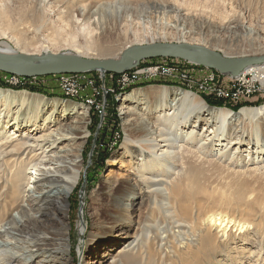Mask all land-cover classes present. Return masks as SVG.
Wrapping results in <instances>:
<instances>
[{
  "label": "rangeland",
  "instance_id": "rangeland-1",
  "mask_svg": "<svg viewBox=\"0 0 264 264\" xmlns=\"http://www.w3.org/2000/svg\"><path fill=\"white\" fill-rule=\"evenodd\" d=\"M93 2L94 12L88 20L87 16L81 15L78 7ZM2 42H7L10 48L18 52H25L22 51L25 49L26 52L40 55L54 53L92 58H120L128 47L151 42L200 44L229 57L259 56L264 54V0H0ZM156 64L178 65L179 71L175 73L178 77H145L139 74L140 78H134L131 73ZM129 69L123 74L94 70L35 77L0 70L2 89L69 99L86 106L87 97L94 99L98 96L97 91H102L104 87L106 89L105 96H101L105 98V115L101 116L94 104L91 109L87 108L89 136L85 143H81V174L65 207L70 248L61 264L66 258L68 264H86L88 260L90 264H106L110 259L109 254L120 248L121 244L111 247L110 244L102 243L95 250L90 239L107 226L101 220L109 212V201L104 194L106 178L125 179L134 171L132 165L122 167L121 163L113 164L112 160L117 156L115 153L121 150L127 130L133 133L146 132L145 127L148 129L151 125H148L145 116L156 104L153 98L145 99L137 107L132 105L131 108L136 109H131L130 115H125L124 109L120 107L123 94L155 85L179 87L195 92L211 108L228 109L234 114L242 108L264 104V88L258 85L259 81L254 83L251 94L242 93L240 99L232 98L237 102L215 90L216 87L237 90L235 84L239 82L236 78L242 73L223 74L216 69L169 56L142 58ZM63 75L71 82L69 85L76 89V96L60 88ZM109 93L113 97H108ZM206 97L222 102L221 106L209 104ZM113 98L115 103L111 101ZM113 113L117 121L113 119ZM125 118L129 121L126 122ZM191 124L192 121H189L187 127ZM44 129L47 130V127H42L41 131ZM226 135L228 137H224L225 140L220 143L228 142L230 138L243 140L245 146L241 155L235 153L234 145L229 148L227 155L220 158L217 151L219 147L210 145L207 154H203L201 159L200 166L205 174L200 179L201 192L189 200L181 197L173 201V205H176L174 211L177 219L192 221L193 226L209 214L221 212L240 223H247L251 234L238 235L239 227L233 226L231 232L235 233L232 234L235 235L234 240L210 245L199 239V234L202 237L207 234L205 228L204 231L196 230L198 239L191 241L189 231H176L172 226V218L161 213L158 206L151 203L145 206L147 209L144 207V215L146 217L149 214L151 220L157 219L167 237L163 241L153 237L148 239L146 251L150 264H264V206L261 203L264 201V164L259 171H239L241 166L248 163L247 150L256 138L264 146V116L258 121L236 119L229 125ZM59 138L41 141L26 155L25 160L24 153H20L18 160L5 159L7 167L0 169V221L6 218L7 213L15 219L21 217L18 208L20 199L13 194L7 182L13 177L12 170L15 167L21 176H29L27 172L32 166L29 164L32 154L42 148L49 149L52 143L54 153L64 147L69 149L65 151L69 154L75 152L72 150L75 145L73 141ZM199 141L197 139L192 145L197 147ZM238 183L245 184L242 198H236L233 194ZM4 185L9 186L10 191ZM135 201L136 196L130 195L127 202L131 206ZM125 216L128 219V215ZM243 235L245 238H237ZM5 236L0 235V240ZM20 237L24 239V236L19 235L9 239L10 247L14 251L25 249V255H33L32 251H28L32 248L28 245L31 240L25 238L22 242ZM193 243L199 245L200 250L193 247ZM52 253L47 251V255Z\"/></svg>",
  "mask_w": 264,
  "mask_h": 264
},
{
  "label": "bare ground",
  "instance_id": "bare-ground-1",
  "mask_svg": "<svg viewBox=\"0 0 264 264\" xmlns=\"http://www.w3.org/2000/svg\"><path fill=\"white\" fill-rule=\"evenodd\" d=\"M94 4L93 2L90 5H80L78 10L89 20L94 12ZM171 43L203 46L188 42ZM22 51L25 52H18L10 48L7 42L0 43V63L10 64L11 61L8 58L10 56L25 58L45 56L44 60L35 61V63L55 61V59L47 57L54 53L40 55L39 53L26 52L25 49ZM190 51H194V49H190ZM138 62L135 61L136 64ZM134 65L128 67L131 68ZM162 66L170 70L173 69V66L156 64L131 73L134 78H140V75L151 77L150 73L160 72ZM253 66L255 65L243 70L242 75L238 73L240 75L238 78L241 76L243 78L255 70L259 77L258 85L264 88V63ZM146 71H149L150 76L141 73ZM175 73L167 76L178 77V74ZM158 76L161 77V75ZM65 79L69 81L66 77ZM70 90L75 92L70 94L76 96V89L74 90L70 86ZM98 92L100 93L98 94ZM96 94L98 96L94 99L87 97L88 106H86L69 99L49 98L28 91L0 88V169L3 167L6 169L7 160L5 159L18 160L20 153L25 154L23 157L25 160L26 155L34 147L40 145L41 141H55L60 137L59 139H70L75 144L72 147L75 152L72 151L71 154L65 152L69 150L66 147L61 148L59 150L61 152L54 153L52 151L53 143L49 145V149L42 148L36 154L33 153L29 161L32 166L27 172L30 173L29 176L27 174L21 176L17 167L12 170L13 177L7 182L13 190V194L20 199L18 208L21 217L15 219L7 213L6 218L0 221V235H6L0 240V264H61L63 262L64 255L70 248L69 224L66 219L68 213L65 207L81 174V143H85L89 136L88 109H91L94 104L101 116L106 113L105 98L101 97L106 94L105 87L102 91H97ZM152 98L156 104L154 103V108L150 109L145 116L148 125L151 126L148 129L145 127L146 132L140 131L141 133L128 132L127 130L121 150L115 153L116 159L112 160L113 164L118 162L122 167L132 165L134 171H130L131 173L125 179L106 178L104 183V194L109 201V212L103 219L101 217V220L107 226L96 232L90 242L94 245L95 250L102 243L110 244L111 247L121 244L119 249L109 254L110 259L106 264H150L146 251L148 239L153 237L163 241L167 237L163 234V228L157 219L151 220L149 214L146 217L144 215V207L151 203L156 204L161 213L168 214L172 218V226L176 231H189L192 236L191 241L198 239L196 232L204 231L205 228L207 234L204 237L199 234V239L210 245L224 240H234L235 235L232 234L235 233L231 232L233 226L239 227L238 235L240 233L247 236L251 234L247 223H240L234 217H228L221 212L209 214L199 224L193 226L192 221L177 219L174 211L176 205H173V201H177L181 197L189 200L201 192L200 179L202 174L205 175L200 166L201 159L203 154H207L210 145L219 147L217 151L220 158L227 155L229 148L234 145L235 153L241 155L243 146H245L243 140L238 141L239 139L230 138L228 142H220L225 140L224 137H228L226 135L228 127L236 119L258 121L262 118L264 104L254 108H242L234 114L228 109L209 107L198 94L191 90L155 85L134 89L123 94L120 98V107L124 109L125 115H130V110L136 109L135 107L131 108L132 105H141L143 100ZM99 105H101L100 108L97 107ZM156 107H160V109H156ZM138 113L142 114V112ZM125 120L129 121L128 118ZM143 121L145 120L143 119ZM189 121H192V124L187 127ZM258 125L259 123H257ZM42 127H47V130L41 131ZM197 139L200 141L196 147L192 143ZM258 139L256 138L255 143L248 147L246 155L248 163L240 167V172H255L262 168L264 155L262 157L261 155L264 154V146ZM4 186L10 191L9 186ZM244 188V183H238L233 192L234 196L242 198ZM130 195L136 196V201L131 206L127 202ZM261 203L264 206V201ZM125 215H128V219H125ZM16 235L31 240L28 245H31L32 248L28 251H32L33 255H25L24 253L27 252L25 249L14 251L10 247L9 239ZM244 235L236 237L241 240V238H245ZM24 239L20 237L19 240L23 242ZM161 243L164 245V242ZM192 245L200 250L199 245L195 243ZM47 251L53 253L47 255ZM23 255L25 256L23 257ZM65 260L64 264H68V258ZM86 264H90V261H86Z\"/></svg>",
  "mask_w": 264,
  "mask_h": 264
},
{
  "label": "water",
  "instance_id": "water-1",
  "mask_svg": "<svg viewBox=\"0 0 264 264\" xmlns=\"http://www.w3.org/2000/svg\"><path fill=\"white\" fill-rule=\"evenodd\" d=\"M194 49V51H190ZM197 51L198 53H194ZM151 56H169L218 70L223 74H238L252 65L264 63V54L259 56L229 57L203 46L171 42H152L135 44L126 49L118 59H89L75 55H48L52 62L35 63L45 56H10V64L0 63V70L26 77L47 76L52 74L81 73L93 70H104L122 73L135 61ZM133 63V64H132Z\"/></svg>",
  "mask_w": 264,
  "mask_h": 264
},
{
  "label": "built area",
  "instance_id": "built-area-1",
  "mask_svg": "<svg viewBox=\"0 0 264 264\" xmlns=\"http://www.w3.org/2000/svg\"><path fill=\"white\" fill-rule=\"evenodd\" d=\"M179 71V68H178V65L177 66H173V69L170 70L164 66L161 67V70L160 72H157V73H150L151 76H158V75H161V76H167V75H170L171 73H175V72H178ZM141 73H145L147 76H150L149 75V71H146V72H141ZM239 82V84H235V87H237V90L235 88L231 89V90H227L225 88L221 89V88H217L216 87V91H218L220 94H225V96L228 98V99H231V101H236L235 99H232V98H236L238 97L240 99V94L242 93H246V94H251L252 93V90H253V87H254V83H256V81H259V77H258V74L257 72L254 70V71H251L249 72L248 74H246V76H244L242 78H236ZM62 81V85L60 86V88L66 92L67 94L69 93H75L73 91L70 90V83L68 80L65 79L64 76L61 77V80ZM100 92H98L99 94ZM237 102V101H236ZM101 105L97 106L98 108H100Z\"/></svg>",
  "mask_w": 264,
  "mask_h": 264
},
{
  "label": "trees",
  "instance_id": "trees-1",
  "mask_svg": "<svg viewBox=\"0 0 264 264\" xmlns=\"http://www.w3.org/2000/svg\"><path fill=\"white\" fill-rule=\"evenodd\" d=\"M110 95H111V97H113L112 94H109L108 97H110ZM206 98H207L206 101H207L209 104H211V105H216V106H221V103H222V102L217 101V100H213V99L210 98V97H206ZM111 101L115 103L114 98H113ZM112 112H114V110H113ZM112 117H113V119H115V120L117 121V119H116V114H115V113H113Z\"/></svg>",
  "mask_w": 264,
  "mask_h": 264
}]
</instances>
